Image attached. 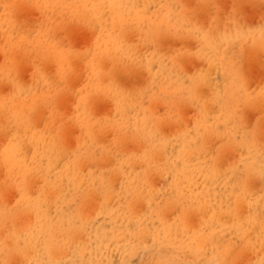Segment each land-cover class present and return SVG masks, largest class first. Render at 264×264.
Returning a JSON list of instances; mask_svg holds the SVG:
<instances>
[{
  "label": "rangeland",
  "instance_id": "obj_1",
  "mask_svg": "<svg viewBox=\"0 0 264 264\" xmlns=\"http://www.w3.org/2000/svg\"><path fill=\"white\" fill-rule=\"evenodd\" d=\"M207 1H209V0H207ZM157 2H158V0H152L145 7V9L142 10V13L139 11V9L142 7L141 1H137L136 4L134 3V10L136 9L137 11H139L141 13V16H139L138 20H140L142 22V27L147 32L149 31V28L147 27V25L149 23H154L155 20L158 19L162 15V12L160 11L162 4H157ZM218 5H217V8H218L219 16H221V14L222 15L224 14L223 17L221 16L222 20H224L223 18L230 11V9L231 10L235 9L234 11H232V13L235 15V18L236 17L240 18V19L238 18L239 21H241V23H239L240 25L242 23H244V25L242 24L243 28L246 27L245 24L249 28H253V29H257L259 27V29L257 30L258 31L257 33L264 35V28H263V30H260L261 29L260 26L262 24L261 22H263L262 20L264 19V4L262 2H260L258 0H219ZM20 9H22V11L21 12L19 11L20 13H17V16H18V14L19 15L23 14V16L20 15L21 19L25 18V17H26V21H27V19H29V18L30 19H29V23H28V21L26 22L25 19L20 20V18L17 17V18H19L18 20L26 22L27 24H35V25H31L30 35H31V37H36L37 36V23H38V21H36V20H40L41 13L38 10H36L35 8H34V10H32V8H30V6H27L24 8L21 7ZM176 13H177L176 15L178 17L179 10L176 11ZM134 14H135V11L130 14L132 19L134 18ZM230 14H231V12H230ZM179 15H181V14H179ZM228 15L229 14H227V16ZM199 18L201 19L202 22L206 23L207 22V11H204L200 15ZM173 23L178 25V27L180 26L181 28L177 29V30L174 28L171 29L170 33H169L170 35H167L168 37L166 36L167 40L161 38V40H163V41H161V40L160 41L162 43H164V45L162 43H161L162 45L159 44V41H158L156 47H154L151 43H145L139 47V49H143V50L139 51V54L142 53V55L140 54L142 56V59L150 57L156 50L154 48H157V50H158V48H162L165 50V47L169 46V45H170V47H169L170 49H171V47H173L174 49L179 50L180 47H182V45L179 46V44H184L183 45L184 47H186V45H187L188 51H189V48H191V50H195V48L197 46L194 45V42L191 41V39L187 40L188 39L187 36H189V34L192 31V30H190V27L193 28L191 26V24L188 22L189 27H187V26H183V25H187V22H185L186 24L184 23L183 25H182L183 22L181 23L180 21H179V24H177L174 21H173ZM263 26L264 25L262 24V27ZM248 27L245 28V29H247V31H248ZM253 29H249V30H253ZM63 31L61 29L57 30L56 35H57V38L59 40L58 39L56 40L54 37L51 41L50 40L48 41L49 45L51 42H59L60 41L62 43V41L65 40V43H63L64 46L62 44L61 45L66 49H71L72 51H77V52H81L82 50H85L86 45L87 46L89 45V43L92 41V38H93L92 36L96 33L91 28H88V26L86 24L78 25L76 27V32H75V28H72L71 31L69 29L68 30L63 29ZM73 31L75 33H73ZM183 32L184 33L186 32V33L184 34ZM254 32H256V31H254ZM257 33H256V35H255V33H251V32H250V34L249 33L248 34L249 35L254 34V36H257L258 35ZM64 34L66 36L63 37L62 35H64ZM131 35H133V38H131V39H133L132 41H133V43H135L136 42L135 40L138 39V35L136 34V31L132 32ZM252 35H251V37H252ZM89 36L91 37V40L88 43L87 39L89 38ZM170 36L173 37V39H174V37L179 38V40L175 38V40L176 41L178 40V42H175V40H173V39L171 40ZM65 37L71 41V43H72L71 47L72 48L70 47L71 43L69 42V40H66ZM169 38H170V40H169ZM131 39H130V41H131ZM183 39H185V40H183ZM66 41H67V43H66ZM189 41H191V43ZM0 42H1V38H0ZM230 42H232V43H230V45L225 44V46L226 45L228 46L226 54L228 55V57L235 59V61L237 62V64H236L237 67H239V68L244 67L243 69L246 70V76L248 77L247 79L249 80L248 87L251 88V90L255 89V87L253 86V85H255V83L257 85H259L262 82H264L263 81L264 80V67L261 65L264 63V59H263L264 54H262V53H257V55L255 54L253 60H251L253 57V55H251L252 57H250L249 61L246 62L241 55L242 51H241L240 43L238 41H234V42L230 41ZM85 43H86L85 48L83 47V49H82L81 46H84ZM75 44H76V46H73ZM148 44H149V47H148ZM158 44L161 46L159 47ZM178 46H179V48H177ZM193 46H195L194 49H193ZM225 46H223V50H225L224 49ZM74 47L77 49H75ZM79 47L81 48V50H79L80 49ZM143 47H145V49ZM184 47H182L180 50H182ZM87 49H88V47H87ZM150 49H152V50H150ZM162 49H160V52L164 51ZM168 49L166 50L169 53L167 55H171V53H170L171 51H170V49L168 51ZM184 49H186V48H184ZM166 51H165V54H166ZM145 52H146V54H145ZM172 53H176V51L175 52L172 51ZM252 53H255V52H252ZM162 54H163V52H162ZM167 55L165 56V58L167 57ZM190 55H193V54H190ZM239 56H240V58H239ZM255 56L256 57L260 56V57L255 58ZM1 57H2V54L0 56V64L2 63ZM189 59H191V61L186 59L183 62H181V64L177 65L179 73L182 71L183 74L186 72V73H188V75H191V77H189L186 74H184V75H186L185 77H184V75L182 76V74L180 75L185 87L188 86L189 80L194 75V74L192 75L191 73H196V71H198V69L200 67H202L201 66L202 62L199 61L197 58L191 56ZM194 59H196V60L194 61ZM260 59H262V60H260ZM77 63H79L80 66L82 65V62H77ZM24 64L26 65L27 63H24ZM154 64H155V67H154ZM76 65L79 66L78 64H76ZM76 65H75V67H76ZM180 65L184 66L183 67L184 70H182L183 68L181 69ZM24 67L26 68V66H24ZM139 67H140V65H138V66L136 65L134 67L131 66L130 68H128L126 70V71H128L126 73V75L125 74L120 75L119 81H118L119 83H121V85H123L122 88L124 90L126 89L125 91H127V92L131 91L130 89H128V87H133V85H134L135 89L134 88H131V89L132 90L134 89V91L138 89L137 91H141L143 94V96H142L143 102H141V100H140V102H138V106L136 107V109L132 110L131 111L132 113L129 114L128 131H127V134L124 138L117 140L116 136L111 135V134L115 135V132H114V130H112L113 128L111 126L110 127L106 126L103 129V128H100L101 125L98 124V121L102 120V119H99L102 117V115H103L102 118H105L107 116L109 118L108 120H111V121L118 120V119H113L115 116L114 110L111 109L112 107L114 109V106H112L113 102L107 98L106 99L105 98H99L100 103L99 102H93L92 103V106L93 107L95 106V110H93L94 108L92 109V106H91L90 116H91V118H93V120L91 119V121H92L91 122L92 123L91 129L93 131L95 129L97 130V131L95 130L96 132H94V134L97 135V142L92 144L89 152L86 155H83V158H85L84 159L85 165L88 166V163H89V166L86 167V169H84L85 167L83 166V169H80L79 175H77L78 179L82 182L81 183L82 187L76 185L75 184L76 181L73 180L74 179L73 176L76 175L77 173H73V174L67 173V172L62 173L63 172L62 167L69 161V159L72 155L76 154L75 152L77 151V148H78L77 140H79V136H81V135L83 136L85 130H82L83 128H81L78 125H74V124H66L67 126L65 125L63 127V130L65 131L64 132L62 130V145L65 143L63 146L64 149H65V145L67 146L69 144L68 147H70V145L72 147L74 145L73 143H75L76 146L74 145L75 146L74 148H76V149H74V151L72 150L73 151V153H72L71 149H67V147H66L65 150H66L67 154L64 155L60 159V161L56 165L55 169L52 170V172L48 174V179L50 180V182L54 181V179L56 177H59V175L61 173L65 178L63 180H59L56 184H54V187L52 188L53 190L50 191L49 193H47V197H46L45 202L40 205V210H41V213H42L45 221L50 222V219H52V220L54 219V220H57V222H59V224H57L54 229H48V232L52 234L54 231H56L57 228L59 229L60 232H59V234H57V237L59 238L60 242L63 244L62 248L55 247L56 244L54 242L52 247H51V251L49 249V251H50V253H49V251L45 249V243L40 244L41 242H44L43 239L40 238L38 243H37L38 245L37 244L35 245V248H36V249L34 248L35 251L31 250L32 253L28 252V254H25V256H24L23 254L18 253V251H19L20 247H22V246L25 247L26 242H27V234H25L24 231H22V232L20 231L22 234L20 236H18V239L21 238V240L17 239L18 245L16 246V248L14 245H11L12 243H10V242H8L10 244H6L7 246H5V249H4L5 254L4 255L7 256V257H5V260L7 259V261H5V264H264V181H263L264 177L262 178V174H261L264 172V158H263L264 155H262L260 153L263 156L262 157L260 154H258L263 159L258 158V156H256L257 158H255L253 156L252 158H250L248 160L247 158H249L251 155L247 154V152L244 151V148H240L236 145L232 146L233 144H240V142L242 141L244 136L251 134V132H253V131H259L260 134H258V133L257 134L260 135L259 136L260 138H257L256 140L259 139L258 142H260V146L261 145L263 146V144H264V119H262V120L258 119L261 121V122L259 121L260 122V125H259L260 128L258 126H255L256 123L254 122L257 120L259 115L262 113L260 112V114H258L259 113L258 111L255 112V110L251 109V108H249V109L254 110L253 112L251 110L248 111V110L244 109L246 111H244L242 113L243 107L239 108L238 112H237L238 117H241L240 119L243 120L242 117L244 116V121H242L243 124H242V122H241V124H242V126H244V128L246 130H243V128L240 126L241 125L240 123L236 127V123L238 121L240 122L239 118L233 119L230 123H228V122L223 121L224 119H217L218 113H216L215 111L209 112L210 115H211V113H213V115H211L213 117H210L209 114L206 116L205 126L206 127L212 126L213 128L215 126H218L220 131H217L218 135L208 136V141H209L208 142L209 145H208L207 140L205 141V139H207V138L204 139V137H203L205 135V130H204L203 125L202 126L201 125L196 126L195 124H193L194 127H190V128L191 129L195 128V127H197V128H195L194 130L192 129L191 131H189L190 128H189V130L187 128L188 126H192V125H190L191 122L195 123V120H196L195 118L197 116V114H195V113L198 112V109L196 108L195 104H190L189 102L185 101L187 99L185 92H183L181 94H177V95L174 94L173 90L170 89L171 87L169 88V85H167L169 82L166 78L167 75H164V74L160 75V73H158L157 63H153V66H152V73L155 75V79L156 78L157 79L154 81H151L150 84L148 83L149 82L148 74H145L146 71L143 68H139ZM25 68H24V70L21 69L22 71L20 72V75H18L15 78V81L16 82L19 81L23 87L20 91H18V92L15 91L13 84H11V82L0 83V95L3 96L2 98H5V97L9 98V100H7V101H10L9 102L10 105L11 104H18L19 102H23V101H26L29 103V101L31 99H34V98L42 95L41 94L42 90L39 87L34 88L35 86H30V83L32 80L31 72H30L31 68L28 67V69L30 68L29 71L27 68L26 69ZM45 69H46L45 71H47L46 74L49 75V77H51V75H52V78H53L54 77L53 76L54 69L51 66L50 59L47 61V65H46ZM141 69H143L144 71L143 70L141 71ZM194 69H195V71L193 72ZM83 73L84 72L80 69V71L78 70V75L75 78L73 76V80H76L77 78L79 79V77L82 76L81 80L77 79V81H72V83H71L74 86H76V89L74 86H73L74 88L71 86L72 93L74 92L72 95L73 97L76 95L78 90H80L82 88V85L79 83L83 84V81L86 78V73L85 74H83ZM129 74H131V76L132 75L134 76V81H133V77L129 78V79L127 78L128 77L127 75H129ZM83 75H85L84 78H83ZM131 76L129 75V77H131ZM131 79H132V81H131ZM256 80H259V82ZM173 81H174V79H173ZM74 82H76L77 84H74ZM123 82H126V83H123ZM221 83H222V85H224L225 83L227 84L226 80H224V79H223V81L220 82V84ZM78 84H79V86H77ZM124 84L126 85V87ZM148 85H149V87H148ZM257 85H255V86H257ZM252 86H253V88H252ZM73 97H71V96L67 97L65 94H63L59 97V100L61 101L60 105L63 106V107L60 106L61 109H59V111H60L61 115L63 114L62 115L63 118H65V117L68 118V114H67L68 111L74 108L73 103L75 102V98H73ZM69 98H71V101ZM154 98H161V99L165 98L169 101L176 102L179 107L174 106L175 109H172V111L174 112V116L175 115H177V116H175L174 118H172L170 120L162 119V117L165 115L163 112L165 111V113H166V110L168 109V105L164 104V101L154 103V101H152ZM103 99H105V100H103ZM67 100H69V101H67ZM145 101H146V103H145ZM182 102H186V103L180 105L179 103H182ZM143 103H145L146 105ZM151 103L155 104V107H157V108L152 107L153 105H151ZM71 104H72V106H71ZM156 104H160V105H158L159 108H158V106H156ZM149 106H150V108H149ZM160 106H163V107L166 106L165 107L166 109L163 110ZM181 106L183 108L185 107V111H182L183 108ZM153 108L156 109L155 112L153 111L154 114L158 115V116H155L152 113V111L150 110ZM176 108H179V109H176ZM194 108H196L197 110ZM62 109H64L63 112H62ZM107 109H109V111H113L112 116L108 115ZM158 109L164 115H162ZM42 110L43 109H41L39 107V109L36 110V114H39L40 116L37 119H33V124H35L36 127L38 126V129H43L45 122H46L45 112L43 114ZM177 110H179V111H177ZM218 110H219V108H218ZM93 111L94 112L97 111V113L96 112L94 113ZM156 111H158V113L161 115L157 114ZM180 111H181V113H179ZM144 112H147L148 115H150L152 118L153 117L158 118V120L155 119L156 121H158V123L159 122H161V124L163 123L162 125L160 123L158 124L157 130H158L159 135H158V138H156V140H157V142L165 141L164 147L161 151H163V152L165 151L163 158L168 159V161H169L168 164H167V162H168L167 159L166 160H164V159L159 160L162 157L161 158L157 157L163 153L158 154V155L156 153L152 154L151 159L155 156L154 158L157 157V160L156 159H154V160L150 159V162H149L150 164H149L148 169H147L146 164H143V162L140 160L143 157V155L148 151V148H147L148 145L146 144L147 145L146 146L145 141L142 139V137H139L136 134L135 127H134V120ZM93 113H94V115H93ZM104 113H106V114H104ZM215 113H216V115H215ZM180 114L183 115V118H182V116L180 117ZM98 115L101 117H99ZM42 117H43V120L45 122L42 121ZM192 117L193 118L195 117L193 121L191 119ZM179 118L184 122L186 121L185 124L181 120H177ZM210 118H211V120H210ZM254 118H255V120H254ZM59 120L60 119H57V122H59ZM65 120L66 119H63L62 122H64ZM165 122H167L168 124ZM182 123H183V127L180 126V125H182ZM164 124H166V125H164ZM55 125L56 126H54V127L57 129L59 124L57 123ZM159 125H161V126H159ZM178 125H179L180 129H181V127L182 128L186 127L185 129H187L189 133L186 132V134H185L184 131H187V130H183V129H181L182 130V132H181L179 130ZM40 126H41V128H39ZM241 128H242V130H241ZM79 130H81V131H79ZM159 130L160 131L162 130L161 134H160ZM177 130L180 132V134H184V135H180L178 133V136H182V137L178 138V136L176 134ZM250 130H251V132H250ZM230 131H232V132H230ZM239 131H240V134H239ZM110 132H111V134H110ZM79 133L80 134L82 133V134L79 135ZM104 133L105 134L108 133V135H111L112 137L111 136H109V137L105 136ZM164 133L170 139L167 136H163ZM219 133H221L220 136H219ZM98 135H100L102 140H103V136H105L106 139L104 138L103 141L107 140V142L104 144L103 141H100L101 139H99ZM223 136H225V137H223ZM64 137H66V139L68 141L66 139H64ZM164 137H167L168 139L164 138ZM0 138H2V137H0ZM74 138H76L75 142L73 141ZM108 138H110L112 140H110ZM202 138L204 140H202ZM225 139H228L229 141H227V140L225 141ZM123 140L129 141V142L124 141V142H126V143H124ZM131 140H134V141H131ZM136 140H140V142L143 143L141 146H145V149H144V147L143 148L140 147L141 143L139 141H138L139 142L138 143ZM169 140H172V141H170V143L168 144ZM108 141H110V142H108ZM119 141L120 142L122 141L123 143L122 142L119 143ZM3 142L4 141H2V143ZM66 142H68V143L66 144ZM130 142H132V143H130ZM134 142L135 143L137 142V144H135ZM2 143L0 142V150H1V147L3 145ZM121 144H123V146L126 145V147H127V145H130L127 148L132 149L133 151L130 152L129 149L126 150L125 149L126 147L121 146ZM203 144L204 145L206 144L207 147H204ZM112 145H113V147H112ZM133 145L134 146L138 145L136 147L140 148L142 150L141 151L136 150V147H133ZM183 145H185V146H183ZM103 147H104V149L106 148L107 153H105V154H107V156H105V154L102 153ZM110 147H112V150H116V149L117 150L112 151V150H110L111 149ZM200 147H203V149L205 148V150L200 152V153L204 152V154H202L203 156L201 157V156H199L200 153L195 152L197 154V156H195V154H194L195 158L197 159L196 160L194 157H192L193 153H191L190 151H194V149H197ZM260 148H262V147H260ZM242 150L245 152V154H243ZM83 151H84V149H82V152ZM122 151H123V153H122ZM124 151L125 152L128 151V155H127V152L125 153ZM135 151H136V153H135ZM137 151L140 153H137ZM184 152H186L185 154H187L189 156V158H187L185 161V165H188L187 167H185V165H182L183 162L181 161V158H180V156ZM206 152H208L210 155L208 156ZM214 153H215V156L217 155L216 157L213 155ZM135 154H137V155H135ZM117 155H118V157L116 158ZM205 155H206V157H205ZM198 157H201L202 159H198ZM213 157H215V158H213ZM127 158H135L136 162L133 165H127L126 164L127 166H125L121 170H119L118 166L120 164H118V163L122 162L124 159H127ZM190 158H191V161L193 159L194 162H190ZM216 158L219 159L218 161H220L219 162L220 164L218 163ZM111 159H113V160H111ZM212 159H214L216 161L213 160L214 161V163H213V162H211ZM61 160H62V162H61ZM155 160H156L157 164L159 162L158 165L156 164V162H152ZM176 160H178V161H176ZM188 160L190 163L187 162ZM207 160H209V162ZM111 161H112V164L114 163L113 165L110 164ZM163 162L164 163L166 162V163L164 164ZM216 162L218 163L217 165L219 167L216 166ZM84 163H83V165H84ZM116 163L118 165H116ZM162 163L164 165H162ZM202 163H204V164H202ZM137 164H140V165L143 164V166H140V165L137 166ZM196 164H198V165L195 166ZM144 165H145V167H144ZM156 165H157V167H156ZM165 165H167L168 167H165ZM169 165H170V167H169ZM213 165H215V166H213ZM251 165L256 166V170H258L257 171L258 174L250 173V175L247 174L248 175L247 176V175H245L247 173L246 168H248ZM135 166H137L138 169L135 168ZM212 166L220 168L219 170L222 171L221 176L218 175L221 172H219V171H218L219 173H217V171L215 172L213 170ZM242 167H243V169H242ZM165 168H169V169H165ZM197 168H199V169H197ZM176 170H177V172H176ZM197 170H198V174L195 175ZM215 170H216V168H215ZM145 171H148V172H145ZM184 171L186 172V174ZM229 171L231 173H229ZM214 172L217 173L216 176L218 175V177H217L218 179L221 178L220 180H218L216 178V180H217L216 182H215V180L213 181V179H215ZM243 172H245V173L243 174ZM156 173H158V174H156ZM167 173H168V175H167ZM179 173H180V175H179ZM182 173H184V174L182 175ZM201 173L203 176L201 177V179L200 178L197 179ZM259 174H261V176ZM117 175H120L121 177L120 176L117 177ZM257 175H259L258 180L255 179ZM175 176H176V179H175ZM193 176H195L196 178L193 179ZM205 176H207L208 179H209V177H211L210 179H212V181H210V184L212 182L214 183V184L213 183L211 184L212 187L210 184L207 186V184H208L207 181L203 182L204 180H202V179H204ZM219 176H220V178H219ZM222 176L225 177V179L222 180V178H223ZM37 177L39 179H37ZM189 177H190V180H189ZM0 178H2V179H0V181H2L4 179V174L2 172H0ZM35 179H37L36 181L41 182V184H39L38 182L36 183L37 184L36 188H38V191L35 188V184H34L36 182V181L34 182ZM84 179H85V181H83ZM250 179H251V182H250ZM183 180L186 181V183ZM221 180L223 182L220 183ZM181 181L184 183V185L182 184ZM194 181L195 182L197 181V182L194 183ZM178 182L180 183L179 185H177ZM204 183H205L206 187H204L205 186ZM246 183H247V185H249L248 189L246 188L247 187ZM29 184H32V186L34 187V189H32V192L29 190V187H30V189L33 187H31ZM191 184L193 187L189 186ZM62 185H63V187L59 190V187H61ZM180 185H182V186H180ZM213 185H216V186L219 185V186L214 187ZM28 186L29 187H28L27 193H29V197L31 195L32 198H34L41 191V188L43 186V180L40 177V175L34 174L33 177H31V179L28 181ZM183 186L186 187V191L190 188H192V189L190 191L188 190L187 192H185L184 191L185 189L184 190L182 189ZM209 186L212 190L209 189ZM139 187L141 189H138ZM179 187H180V189H179ZM195 187H196V189H193ZM203 187H204V189L202 191L201 188H203ZM83 189H85V190H83ZM244 189H246L245 192L247 191L245 196L243 195ZM176 190H177V192H176ZM208 190L210 192H208ZM13 191H15V192H13ZM240 191L243 193L241 194ZM30 192L31 193L35 192L36 195L34 193L31 194ZM183 192H184V195L182 196ZM16 193H17V195H16ZM97 193H98V196H97ZM191 193H192V195H191ZM204 193L207 196H205ZM7 194H8V196H7ZM19 194H20L19 188H13V189L7 188L4 192L5 197L0 199V207L2 209L10 210L14 206L16 208L21 209L20 211L22 212V214H21L22 216L20 215V216L16 217L15 218L16 220L14 223H12V225L9 224L8 226H4V228H6V229L7 228L11 229V226H13V225H14L13 227H16V229H20L19 226L21 228H23L27 225L29 226L30 224H28V223H30V222L32 223L34 221L33 215L29 212V210L26 208H25L26 210L22 208V206L20 204V200H19ZM186 195H188V198ZM215 196H217V197H215ZM235 196L236 197L240 196V197H242V199L236 200ZM218 197H221V198H218ZM100 198H101V200H100ZM4 199H6V200L3 202ZM214 199H216V200H214ZM223 199H224V202H223ZM228 199H230V200H228ZM234 199L236 200L235 201L236 203H234ZM7 200L9 202H7ZM99 200L101 201L100 204H98ZM11 201H13V203ZM208 201H209V205L211 203H215L216 201H218V206H217V204H215V205L211 204L213 206V208H211L212 210L215 207L217 208V209L215 208L213 210L214 212L207 207ZM193 202L195 203V205L193 204ZM7 203L8 204L10 203L8 205L9 207L7 206ZM200 203H201V205L207 204L206 208H208L210 211H206V214L209 212V215H208L209 218H210V212L211 211H212V213H216L215 210L220 212V210L222 209V211L224 210L225 213L227 212V214H228V211L231 208L233 210H236L238 216L235 215V213H234L232 216L228 214L227 216L222 217L223 215L221 214V216L219 217L221 219H218L217 217H215V218L220 220L219 222H221V220L224 219V220H226V223H225V221H223L221 223V225H223V223H224V225L218 226L220 224L217 223L218 222L217 219H214V220H215V222L217 221L216 223L218 225L215 224L213 220H211V222L213 221L214 224L210 223L207 216L201 217L202 213L205 214V211L204 212H202V211L205 210L206 208L203 209V207H201ZM103 204H104L105 208L103 207ZM177 204H178V206H177ZM220 204H221L220 207H222V205H223L224 209H223V207L219 208ZM106 205L108 207H106ZM98 206L100 208H98ZM234 206L236 209L233 208ZM101 207L103 209H101ZM189 207H190V209H188ZM199 207H201L203 209L202 210L200 208L202 213L198 212ZM208 209H206V210H208ZM226 210H228V211H226ZM188 211H189V213L187 214ZM181 213L182 214L186 213L185 216L183 215L184 218H183ZM212 213H211V215H212ZM216 214H218V213H216ZM234 216H237L238 218L237 217L236 218L238 220ZM246 216L249 217V219ZM204 217L207 220L204 219V221H203L202 218H204ZM230 217H234V221H235V219L237 220V221H235L236 224H233V222H234L233 218H230ZM245 217H246V219H244ZM173 219H177L174 227H173V225H171L172 224L171 222L174 221ZM185 219H187V220H185ZM20 221H22V222H20ZM177 221H180L181 226H183V227H181V231L178 228L175 229L176 226H178V227L180 226V223ZM25 222H26V224H24ZM162 222L165 224L167 223V224L166 225L162 224ZM204 222H206V223H204ZM16 223H18V224H16ZM169 223H171L170 224L171 226L169 225ZM177 223H179V225H177ZM247 224H249V227ZM48 227H50V225H48ZM161 227L162 228L165 227V229L162 230ZM252 227H254V228L251 229ZM4 228L2 230L3 232L1 231L0 234L6 233L5 241H7L6 239L9 237V236L7 237V235H8V232L10 230L9 229L6 230ZM173 228H174V230H172ZM34 229L35 228H32L30 231V232H33L32 234L39 232V226L36 228L35 231H34ZM254 229H256V230H254ZM21 230H23V229H21ZM252 231H253V233H251ZM249 232L252 235H245L247 238L244 239L245 238L244 233L250 234ZM256 232H258V233H256ZM197 237H199V238H197ZM248 237H249V239H248ZM2 238H3V235H2ZM253 240H254L255 245H257L256 241L257 240L259 241L258 246H255V245L253 246V244H254V243H252ZM22 242L25 244L22 245ZM203 242L204 243L207 242L206 246L204 245V247H202ZM248 244H249V246H251L250 249L248 248V246H247V249L244 246V245H248ZM256 247H257V249H256ZM90 248L93 251L90 252L88 250ZM260 248H262V249L260 250ZM94 249H96V250H94ZM130 249H132V250L130 251ZM232 249H233V252H231ZM240 250L241 251L243 250V251L241 252ZM248 250H250V251H248ZM46 251H48V252H46ZM14 252H15V254H13ZM86 252H87V254H88V252L90 254L92 253L91 256H89L90 254L85 255L86 257H88V256L90 257L88 259L86 257H81ZM228 252L230 254V257L228 255ZM221 254H222V256L225 255L226 257L225 258L221 257ZM237 255H240V256H238L236 258ZM82 258H83V260H81ZM84 258H86V259H84ZM0 263H1V261H0Z\"/></svg>",
  "mask_w": 264,
  "mask_h": 264
},
{
  "label": "bare ground",
  "instance_id": "obj_2",
  "mask_svg": "<svg viewBox=\"0 0 264 264\" xmlns=\"http://www.w3.org/2000/svg\"><path fill=\"white\" fill-rule=\"evenodd\" d=\"M137 1H141L142 7L139 9V11L142 13V10L145 9V7L152 0H0V38H1L0 53L2 54V57H1L2 63L0 64V83L11 82V84H13L15 91H17V92L20 91L23 87L19 81H17V82L15 81V78L18 75H20V72L22 71L21 69L24 70V68H25L24 66H26L27 69H28V67L31 68L30 72H31L32 80H31L30 86H35L34 88L39 87L42 90L41 91L42 95L39 97H36L34 99H31L29 101V103L26 101H23V102H19L18 104H11L10 105L9 104L10 101H7V100H9V98H7V97L2 98L3 96L0 95V137L3 138V139L0 138V140H1L0 142L2 143V141H4L2 143L3 145H2L1 150H0V172H2L4 174V179L2 181H0V199L5 197L4 192L7 188H10V189L11 188L12 189L13 188H19V190H20V194H19L20 204H21L23 209L26 208L29 210V212L33 215V219H34V221L32 223L31 222L28 223V224H30L29 226L27 225L23 228H21L19 226L20 229H16V227H13L14 226L13 225V226H11V229H9V228L6 229V228H4V226H8L9 224L12 225V223H14L16 220L15 218L20 216L22 214V212L20 211L21 209L16 208L14 206L10 210L2 209L0 207V232L3 230V228L6 230H8V229L10 230L8 232V235H7V237L8 236L9 237L8 238L6 237L7 241H5L6 233L0 234V261H1L0 264H5V261H7V259L5 260V257H7V256L4 255L5 254L4 249H5V246H7L6 244L12 243L11 245H14L16 248V246L18 245L17 244L18 236H20L22 234L21 233L22 231H24V233L27 234V242H26L25 247L24 246L20 247L18 253H21L24 256H25V254H28V252H31V250H34L35 245L38 243L40 238L43 239V241H44V242H41L40 244L45 243V249L48 251H49V249L51 251V247H52L54 242L56 244L55 247L62 248L63 244L60 242L59 238L57 237V234H59V232H60L59 229L57 228L56 231H54L52 234L48 232V229H54L55 226L57 224H59V222H57V220H54V219L53 220L50 219V222L45 221V219L41 213V210H40V205L45 202L46 197H47V193H49L50 191L53 190L52 188L54 187V184H56L59 180H63L65 178L62 175V173H65V172L71 173V174L77 173L76 175L73 176V178H74L73 180L76 181V183H75L76 185L81 186L82 182L78 179L77 175H79V171H80V169H83V166L85 167L84 169H86V167L89 166V163H88V166L85 165V163H84L85 158H83V155H86L89 152L92 144L97 142V135L94 134V132H96L97 130L95 129L96 131L95 130L93 131L91 129V127H92L91 126V124H92L91 119L93 120V118H91V116H90V110H91V106H92L93 102H99V98H105V99L107 98L113 102L112 106H114V109H113V107L111 108L112 110H114V114H115L113 119H118V120L111 121V120H108L109 118L107 116L105 118H102L103 115H102V117L98 115L99 117H101L99 119H102V120L98 121V124H100L101 125L100 128H103V129L106 126H108V127L111 126L113 128L112 130H114V132H115V135L111 134V132H110V134L112 136H116L117 140L122 139L126 136L127 131H128L129 114L132 113L131 112L132 110L136 109V107L138 106V102H140V100H141V102H143L142 101V96H143L142 92L137 91L138 89L134 91L135 87L133 84H132L133 87H128V89H130L131 91L127 92V91H125L126 89L124 90L122 88L123 85H121V83L118 82L120 75L121 74L126 75V73L128 72L126 70L128 68H130L131 66L134 67L136 65L137 66L140 65L139 68H143L147 72V73L145 72V74H148V79H149L148 83L150 84L151 81H154L157 79V78L155 79V75L152 73L153 63H157L158 73H160V75H163V74L167 75L166 78L169 81L167 85H169V88L171 87L170 89L173 90L174 94L177 95V94H181V93L185 92V95L187 96V99L185 101L189 102L190 104L196 105L198 112L195 113V114H197V116L195 115L196 118L194 117L196 119L195 123L190 121L192 123V124L190 123V125H192V126H188L187 128L189 130L190 127H194L193 124H195L196 126L197 125H201V126L203 125L204 130H205V135L203 134L204 135L203 137H204V139L207 138V139H205V141L207 140L208 145H209L208 136L218 135L217 131H220L218 126H215L214 128L212 126H207V127L205 126V124H206L205 119H206V116L209 114V112L215 111L216 113H218L217 119H224L223 121L230 123L233 119H238V118L240 119L241 118V117H238L237 112H238L239 108L243 107L242 113L246 110L250 111L251 109H254L255 112L256 111L259 112L258 114H260V112L262 113L259 115L257 120L258 119H261V120L264 119V82H262L259 85H257L255 83V85H257V86L253 85L255 87V89L251 90V88L248 87L249 80L247 79L248 77L246 76V70L243 69L244 67L243 68L237 67V65H236L237 62L235 61V59L228 57V55L226 54V51L228 48L227 45H230V43H232L230 41H233V42L238 41L240 43L241 51H242L241 55L246 62L249 61L250 57H252L251 55H253V57L251 59V60H253L255 54L256 55H257V53L264 54V35L257 33L258 32L257 30L259 29V27L257 29H253V28H249L245 24L246 27L243 28L244 23H242L243 25L241 24L242 25L241 26L239 24V23H241V21H239L240 18L239 17H238L239 19L237 17L235 18V15L232 13V11H234L235 9H232V10L230 9V11L227 13L229 15L227 16V14H226L225 17L223 18L224 20H222L221 16L223 17L224 14L223 15L221 14V16H219L218 8H217L219 0H209V1H207V0H158L157 4H162L161 10H160L162 12V15L158 19H156L154 23H149L147 25V27L149 28V31L147 32L143 29L142 22L140 20H138L139 16H141V13L139 11H137L136 9L134 10V3L136 4ZM258 1H260L264 4V0H258ZM27 6H30V8H32V10H34V8H35L36 10H38L41 13L40 20H36V21H38V23H37V36L36 37H31V35H30L31 25H35V24H27L26 23L27 21L29 23L30 18L27 19V21H26V17L24 16L25 18H22V19H25L26 22H23V21H20V20H22L21 16H23V14L22 15L20 14L21 16L18 14V16H17V13H20L22 11V9H20V8L21 7L24 8ZM133 10L135 11V14H134V18L132 19L130 14L134 12ZM178 10H179V13H178V17H177L176 11H178ZM204 11H207V22L206 23L202 22L201 19L199 18L200 15ZM230 12H231V14H230ZM179 14H181V15H179ZM17 17H19L20 20H18L19 18H17ZM173 21L176 22L177 24H179V21L181 23L183 22L182 25L185 22H187V25H183V26H187V27H189L188 22L191 24V26L193 28L190 27V30H192V31L189 34V36H187L188 37L187 40L191 39V41L194 42V45L197 46L196 47L197 49L195 48V50H191V48H189V51H188L187 45H186V47H184L183 46L184 44H179V46L182 45V47H184L186 49L183 48L182 50H180L182 48V47H180L179 50H176L173 47H171V49L173 48L171 50L169 48L170 47V45H169L166 47L164 46L165 50L162 48H158V50H157V48H154L156 50L150 57L142 59V56H141L142 53H140L141 55L139 54V51L143 50V49H139V47L141 45H143L145 43H151L154 47H156L158 41H159V44L162 43L161 41H163V40H161V38L167 40V37H168L167 35H170L169 33H170L171 29L174 28L177 30V29L181 28L180 26L178 27V25L173 23ZM262 21L263 22H261V23L264 25V19ZM82 24H86L88 26V28H91L93 31L96 32L92 36L93 38H92V41L90 43H89V41L91 40V37L89 36L90 39L89 38H88L89 40L87 39V42L89 43L88 46L86 45V43L84 44V46H81L83 49V47L85 48V45H86L85 50H82L81 52H77V51H72L71 49H66L63 47L64 46L63 43H65V40L62 41L61 39L60 40L62 41V43L60 41L59 42H51L49 45V43H48L49 40L51 41L54 37L56 40L58 39L57 35H56L57 30L61 29L63 31V29L64 30L69 29L71 31L72 28H75V32H76V27L78 25H82ZM262 24L260 26L261 27L260 30H263V28H264V26L262 27ZM247 27H248V31H247V29H245ZM249 29H253V30H249ZM135 31H136V34L138 35V39L135 40L136 41L135 43H133V41H132L133 39H131V38H133V35H131V34H132V32H135ZM254 31H256V32H254ZM75 32L73 31V33H75ZM247 32L249 34H250V32L255 33V35L257 33L258 35L254 36V34L253 35L251 34L252 35V37H251V35H249ZM62 36L64 37L66 35L64 34ZM175 38L176 37H174V39H173V37H171V40L172 39L175 40ZM65 39L69 40L66 37H65ZM130 39H131V41H130ZM176 39L179 40V38H176ZM169 40H170V38H169ZM178 40L177 41L175 40V42H178ZM183 40H185V39H183ZM191 41H189V42L191 43ZM69 42L71 43L70 40H69ZM66 43H67V41H66ZM162 44L164 45V43H162ZM225 44H227V45L225 46ZM161 45H159V47ZM71 46H72V43H71L70 47ZM73 46H76V44ZM179 46L177 48H179ZM195 46H193V49ZM223 46H225V48H224L225 50H223ZM87 47H88V49H87ZM148 47H149V44H148ZM143 48L145 49V47H143ZM166 48L170 49L171 55H167L169 53L166 51L167 50ZM75 49H77V48H75ZM160 49L164 50V51L161 50L163 52V54H162V52H160ZM169 49H168V51H169ZM79 50H81V48ZM150 50H152V49H150ZM174 50L176 51V53H172V51L175 52ZM165 51H166V54H165ZM250 52L251 53L255 52V53L251 54ZM1 54H0V56H1ZM145 54H146V52H145ZM190 54H193V55H190ZM166 55H167V57L165 58ZM191 56L195 57L199 61H201L202 67L199 66L200 68L199 67H198L199 69L197 68L198 71H196V73H191L192 75L193 74L194 75L189 80L188 86L185 87L180 75L181 74H182V76L184 74L188 75V73H186L185 71H184L185 72L184 74L182 71L179 73L177 65L181 64V62H183L186 59L191 61V59H189ZM259 57L255 56V58H259ZM239 58H240V56H239ZM49 59H50L51 66L53 67L54 73H55V74L53 73V76H54L53 78H52V75H51V77H49V75L46 74L47 71H45L46 70L45 67H46L47 61ZM263 59H264V57H263ZM195 60L196 59H194V61ZM260 60H262V59H260ZM77 62H82V65L80 66L79 63H77ZM24 63H27V64L25 65ZM76 64H78L79 66H77ZM75 65H76V67H75ZM261 65L264 67V63ZM154 67H155V64H154ZM183 67L184 66H181V69ZM29 69H28V71H29ZM77 69L79 71L81 69L84 72L83 74L86 73V78L83 81V84L79 83L82 85V88L80 90H78L76 95L73 97L72 95L74 92L72 93L71 86L73 87L74 85L71 83H72V81H77V79H78L77 78L76 80H73V76L75 78L78 75ZM143 69H141V71ZM182 70H184V68ZM194 71H195V69L193 70V72ZM129 75L131 76V74H129ZM129 75H127L128 76L127 78L129 79V78L133 77V81H134V76L132 75L131 77H129ZM186 75H184V77ZM84 76L85 75H83V78H84ZM188 76L191 77V75H188ZM81 78H82V76L79 77L80 80H81ZM172 78L174 79V81ZM223 79L226 80L227 84L226 83L224 85H222V83L220 84V82L223 81ZM259 80H256V81L259 82ZM131 81H132V79H131ZM123 83H126V82H123ZM74 84H77V83L74 82ZM79 84L77 86H79ZM253 86H252V88H253ZM74 87L76 89V86H74ZM125 87H126V85H125ZM148 87H149V85H148ZM131 88H134V89L132 90ZM63 94H65L67 97L71 96V97L75 98V102L73 103L74 108L73 109L70 108L71 110H69L67 113L68 118L67 117L63 118V116H62L63 114L61 115L60 111H59V109H61V107H63L60 105L61 101L59 100V97ZM69 99L71 101V98H69ZM105 99H103V100H105ZM67 101H69V100H67ZM152 101H154V103L164 101V104L168 105V109L166 110V113H165V111L163 112L165 115L162 114V112H160V110L158 109L159 112L162 115H164L162 117V119L170 120V119L174 118L175 116H177V115L174 116V112L172 111V109H175L174 106L175 107L178 106V104L176 102L169 101L165 98H162V99L161 98H154ZM145 103H146V101H145ZM145 103H143V104H145ZM185 103L186 102H182L179 104L182 105ZM151 105H153L152 107H155V104L151 103ZM158 105H160V104H156V106H158ZM71 106H72V104H71ZM163 106H160V107L163 110L166 109L165 108L166 106L165 107H163ZM39 107L41 109H43L42 110L43 114L45 112L46 122L43 120V117H42V121L45 122L43 129H38V126L36 127V125L33 124V119H37L40 116L39 114H36V110H38ZM149 108H150V106H149ZM155 108H157V107H155ZM155 108H153L154 110L150 109L153 114L156 110ZM158 108H159V106H158ZM196 108H194V109H196ZM218 108H219V110H218ZM249 108H251V109H249ZM92 109L95 110V106L94 107L92 106ZM176 109H179V108H176ZM244 109H246V110H244ZM63 110L64 109H62V112H63ZM107 110H108V115L112 116L113 111H109V109H107ZM254 110H251V111L253 112ZM177 111H179V110H177ZM182 111H185V107L182 109ZM95 112L97 113V111H95ZM156 112H157V114H159L158 111H156ZM94 113H93V115H94ZM179 113H181V111ZM216 113H215V115H216ZM104 114H106V113H104ZM161 114H159V115H161ZM211 115H213V113H211ZM211 115H210V117H213ZM155 116H158V115H155ZM181 116L183 118V115L180 114V117ZM194 118L193 117L191 118L192 121L194 120ZM242 118H243V120L240 119V122L238 121L236 123V127L239 125V123L241 124V122L244 121V116ZM255 118H254V120H255ZM57 119H60L59 122H57ZM63 119H66V120L64 122H62ZM155 119L158 120V118H156V117L152 118L150 115H148L147 112H144L134 120V127H135L136 134L139 137H142V139L145 141V145L146 144L148 145V146L146 145L148 148V151L140 159L143 162V164H146L147 169L149 167V164H150L149 162H150V159H151L153 153H156L157 155L163 153V154H161L162 156L159 155L160 157L159 156H157V157L158 158L162 157L159 160L164 159L163 155H164L165 151L163 152L161 150L164 147L165 141L157 142V140H156V138H158V135H159L157 127H158L159 123L161 124V122L158 123V121H156ZM177 120H181V119L179 118ZM210 120H211V118H210ZM257 120L254 121L256 123L255 126L259 127L261 121L260 120L257 121ZM182 122L185 124L186 121L185 122L182 121ZM57 123L59 124V126L56 129L54 126H56L55 124H57ZM165 123H167V122H165ZM183 123L180 126L183 127ZM66 124L78 125L81 128H83L82 130H85V132H84L83 136L81 135L82 133L81 134L79 133V135H81V136H79V140H77L78 148H77V151L75 152L76 154L72 155L70 157L69 161L62 167L63 172L59 175V177H56L54 179V181L50 182V180L48 179V174L51 173L52 170L55 169V167L58 164V162L60 161V159L64 155L67 154L66 150H65L66 147H67V149H71V151L72 150L74 151V149H76V148H74L76 145L73 142L72 143L75 145V146L74 145L72 146L73 148L71 147V145H70L71 148L68 147L69 146V144H68L67 146L65 145V149H64L63 146L65 143L62 145V130ZM242 124H243V122H242ZM242 124L240 126L243 128V130H246L244 128V126H242ZM161 125H159V126H161ZM164 125H166V124H164ZM178 127H179V125H178ZM182 127H181V129L187 130V129H185L186 127L185 128H182ZM39 128H41V126ZM195 128H197V127H195ZM195 128H192V129L194 130ZM242 128H241V130H242ZM181 129L179 127V130L182 132ZM192 129L190 128L189 131H191ZM188 130L184 131L185 134H186V132H188ZM79 131H81V130H79ZM159 132L161 134L162 130L161 131L159 130ZM230 132H232V131H230ZM250 132H251V130H250ZM178 133L180 134V132L177 130L176 131L177 136H178ZM257 133L260 134L259 131H253V132H251V134L245 135L244 138L242 139V141L240 142V144H233L232 145V146L236 145L240 148H244V151H246L247 154L251 155L249 158L246 157L248 160L250 158H252L253 156L255 158H257L256 156H258V158H262L263 157L262 155H264L263 154L264 153L263 152L264 151V144H263V146L262 145L260 146V142H258L259 139L256 140L257 138H260L259 137L260 135H258ZM106 134L104 133L105 136H108V137L111 136V135H108V133H106ZM239 134H240V131H239ZM180 135H184V134H180ZM220 135H221V133H219V136ZM98 136H99V139H101L100 141H103L105 138V136H103V140H102L100 135H98ZM163 136H167V135L164 133ZM225 136H223V137H225ZM167 137H164V138H167ZM179 137H182V136H178V138ZM64 139H66V137H64ZM75 139L76 138H74V140H73L74 142H75ZM108 139H110V138H108ZM204 139L202 138V140H204ZM110 140H112V139H110ZM172 140H169L168 144ZM226 140L229 141L228 139H225V141ZM124 141H126V140H123V142ZM131 141H134V140H131ZM136 141L140 142V140H136ZM106 142H107V140L103 141L104 144ZM108 142H110V141H108ZM121 142L119 141V143H121ZM126 142H129V141H126ZM126 142H124V143H126ZM137 142L136 143L134 142V143L137 144ZM67 143L68 142H66V144ZM130 143H132V142H130ZM140 143H141L140 147H142V148L144 147V149H145V146H141L143 143L142 142H140ZM121 146H123V144H121ZM128 146H130V145H127V147ZM136 146H138V145H135V146L133 145V147H136ZM183 146H185V145H183ZM259 146L262 148H260ZM112 147H113V145H112ZM112 147H110L111 148L110 150H112ZM123 147H126V145ZM127 147L125 148L126 150L129 149ZM204 147H207V145L205 144ZM82 149H84L83 152H82ZM116 150H112V151H116ZM136 150L141 151L142 149L136 147ZM203 150H205V148L203 149V147H200V148L194 149V151H190V152L193 153L192 157L195 158V156H197V154L195 152L200 153ZM73 151H72V153H73ZM129 151L131 152L133 150L129 149ZM244 151H243V154H245ZM126 152L128 155V151H126ZM208 152H206V153L209 156L210 154ZM102 153L103 154L107 153L106 148L104 149V147H103ZM122 153H123V151H122ZM135 153H136V151H135ZM137 153H140V152L137 151ZM185 153L186 152H184L180 156L181 161L183 162L182 165H185L186 159L189 158V156ZM194 154H195V156H194ZM202 154H204V152L200 153L199 156L202 157L203 156ZM258 154H260L262 157H260V155H258ZM135 155H137V154H135ZM213 155L215 156V153ZM105 156H107V154H105ZM117 157H118V155L116 156V158ZM154 157L152 159L157 160V157L156 158H154ZM201 157H198V159H202ZM205 157H206V155H205ZM215 157H213V158H215ZM166 159H164V160H166ZM111 160H113V159H111ZM156 160L152 161V162H156ZM213 160L214 159H212V161L211 160L210 161L214 163V161H216V160H214V161ZM218 160L219 159H217V161ZM167 161H168V159H167ZM176 161H178V160H176ZM207 161L209 162V160H207ZM61 162H62V160H61ZM135 162H136L135 158L124 159L122 162L118 163V164H120L118 166V168H119V170H121L123 167H125L127 165H133ZM187 162H189V160ZM190 162H194V160L192 159V161H191V158H190ZM219 162L220 161H218V163ZM83 163H84V165H83ZM163 163H162V165H164L166 162L164 164ZM168 163H169V161L167 162V164ZM218 163L216 162V166H218L217 165ZM110 164L113 165L114 163L112 164V161H111ZM118 164L116 163V165H118ZM143 164L142 165L137 164V166H139V165L143 166ZM156 164H157V162H156ZM158 164H159V162H158ZM202 164H204V163H202ZM157 165H156V167H157ZM197 165L198 164H196L195 166H197ZM137 166H135V168L138 169ZM187 166L188 165H185V167H187ZM213 166H215V165H213ZM213 166H212L213 170L215 172L217 171V173L221 172L220 174H218L221 176L222 171L219 170L220 169V168H218L219 166L218 167H213ZM144 167H145V165H144ZM165 167H168V166L165 165ZM169 167H170V165H169ZM215 168H216V170H215ZM165 169H169V168H165ZM197 169H199V168H197ZM242 169H243V167H242ZM257 171L258 170H256V166L251 165L248 168H246L247 173L245 175H247V174L250 175V173L258 174ZM145 172H148V171H145ZM176 172H177V170H176ZM215 172H214L215 179H213V181L215 180V182H216L217 181L216 178L218 177V175L216 176L217 173H215ZM158 173H156V174H158ZM229 173H231V172L229 171ZM244 173L245 172H243V174ZM34 174L40 175V177L43 180V186L41 188V191L37 195L35 194V192H33L36 196L34 198H32L31 195L29 197V193H27V190L29 187L28 181L31 179V177H33ZM183 174L184 173H182V175ZM185 174H186V172H185ZM196 174H198V170L195 173V175ZM261 174H262V178H263L264 172ZM261 174H259V175L261 176ZM167 175H168V173H167ZM179 175H180V173H179ZM200 175L197 179H199V178L201 179V177L203 175H202V173ZM259 175H257L258 177L256 176V178H255L256 180L259 179ZM118 176H120V175H117V177ZM220 176H219V178H220ZM206 177L207 176H205V178L202 180H204L203 182L207 181L208 184L207 183L206 184L208 186L210 184V181H212V179H210L211 177H209V179H210L209 180L208 177L207 178ZM195 178L196 177L193 176V179H195ZM0 179H2V178H0ZM37 179H39V178L37 177ZM37 179H35L34 182ZM175 179H176V176H175ZM220 179H218V180H220ZM223 179H225V177H223L222 180ZM189 180H190V177H189ZM222 180L220 181V183L223 182ZM83 181H85V179ZM263 181H264V178H263ZM37 182L39 184H41V182L36 181L34 183L35 188H36ZM184 182L186 183V181H184ZM196 182L194 181V183H196ZM250 182H251V179H250ZM32 184H29V185L31 187H33ZM179 184L180 183L178 182L177 185H179ZM182 184L184 185L183 182H182ZM204 185H205V183H204ZM246 185H247V183H246ZM180 186H182V185H180ZM189 186L193 187L192 184ZM213 186L215 187L216 185H213ZM217 186H219V185H217ZM248 186L249 185H247V187H246L247 189H248ZM62 187H63V185L61 187H59V190ZM204 187H206V185ZM204 187L201 188L202 191H203ZM211 187H212V185H211ZM32 189H34V187L31 189L29 187V190L31 192H32ZM36 189L38 191V188H36ZM85 189H83V190H85ZM138 189H141V188L139 187ZM179 189H180V187H179ZM182 189L183 190L185 189L184 191L187 192L188 190L190 191L192 188H190L186 191V187L183 186ZM193 189H196V187ZM209 189H211L210 186H209ZM245 190L246 189H244V191L242 190L244 192V194H243L244 196L246 195V192H247V191L245 192ZM13 192H15V191H13ZM176 192H177V190H176ZM208 192H210V191L208 190ZM243 192H241V194ZM33 193H31V194H33ZM8 194H7V196H8ZM16 195H17V193H16ZM183 195H184V192H183L182 196ZM191 195H192V193H191ZM204 195H205V193H204ZM97 196H98V193H97ZM186 196L188 198V195H186ZM205 196H207V195H205ZM240 196H237V197L235 196L236 200L242 199V197H240ZM215 197H217V196H215ZM218 198H221V197H218ZM5 200L6 199H4L3 202ZM100 200H101V198H100ZM100 200H99L98 204H100V202H101ZM214 200H216V199H214ZM228 200H230V199H228ZM236 200L234 199V203H236L235 202ZM218 201H216L215 203H211V204L212 205L217 204V206H218ZM7 202H9V201L7 200ZM11 202L13 203V201H11ZM223 202H224V199H223ZM9 204L7 203V206ZM193 204L195 205L194 202H193ZM200 205H201V203H200ZM206 205H201V207H203V209H205ZM210 205H209V201H208L207 207L209 209L213 208V206L211 205L212 206L211 207ZM177 206H178V204H177ZM220 206H221V204L219 205V208L223 207V209H224L223 205H222V207H220ZM103 207L105 208L104 204H103ZM106 207H108V206L106 205ZM201 207H199L198 209L200 210ZM98 208H100V207L98 206ZM208 208H206V209H208ZM233 208L236 209L235 206ZM101 209H103V208L101 207ZM188 209H190V207ZM206 209L202 211V212L205 211V214H203L201 212V210L200 211L198 210V212L202 213L201 217L207 216L210 223H213V221H214L215 224H217V223L220 224V225L217 224L218 226H223L224 223H223V225H221V223L223 221H225V223H226V220H224V219L221 220V222H219L220 220H218V219H221V218H219L221 216V214L223 215L222 217L227 216L228 214L232 216L234 213H235V215L238 216L236 210H233L232 208L230 209L231 211L229 210L230 212L228 210H226V211H228V214H227V212L225 213L224 210H223L224 211L223 212L222 209L220 210V212L222 211L223 213L222 212L220 213L217 210H215V211L218 214L212 213V211L214 209L213 210L211 209L212 211L210 212V218H209L208 217L209 212L206 214V211H210V210L209 209L206 210ZM188 213H189V211L187 212V214ZM211 213H212V215H211ZM183 215L185 216L186 213L182 214V216ZM184 216H183V218H184ZM237 216H234V217L236 218ZM205 217L202 218L203 221H204V219L207 220ZM215 217H217L218 219ZM234 217H230V218H233V221H234ZM246 217L244 219H246ZM247 218L249 219V217H247ZM177 219H173L174 223L171 222L172 224L169 223V225L171 224L174 227ZM214 219H217L218 222L216 221L217 222L216 223ZM236 219H235V221L238 220V219L237 220ZM185 220H187V219H185ZM211 220H213V221L211 222ZM235 221L233 222V224H236ZM20 222H22V221H20ZM177 222L180 223V221H177ZM179 223H177V225H179ZM204 223H206V222H204ZM16 224H18V223H16ZM24 224H26V222ZM162 224H165V223L162 222ZM48 225H50V227H48ZM247 225L249 227V224H247ZM38 226H39V232L32 234L33 232H30L31 229L35 228L34 229V231H35ZM181 227H183V226H181V223H180V226L179 227L176 226L175 229L178 228L181 231ZM253 228L254 227H252L251 229H253ZM21 229H23V230H21ZM163 229H165V227L162 228V230ZM172 230H174V228ZM254 230H256V229H254ZM251 233H253V231ZM251 233L250 234L244 233V236L245 235H252ZM256 233H258V232H256ZM2 235H3V238H2ZM249 237H248V239H249ZM197 238H199V237H197ZM246 238L247 237L245 236L244 239H246ZM18 240H21V238H19ZM8 242H10V243H8ZM256 242H257V245H255L254 240H253V242H252V243H254L253 246L254 245L258 246L259 241L257 240ZM23 244H25V243L22 242V245ZM206 244H207V242L206 243L203 242L202 247H204V245L206 246ZM244 246L246 249H247V246L249 249L251 247V246H249V244L244 245ZM91 248L88 249L90 252L93 251ZM262 248H260V250ZM132 249H130V251ZM256 249H257V247H256ZM94 250H96V249H94ZM48 251H46V252H48ZM50 251H49V253H50ZM248 251H250V250H248ZM231 252H233V249ZM13 254H15V252ZM86 254H87V252L84 255H82L81 257H86L85 256ZM88 254H90V253L88 252ZM91 254L89 256H91ZM228 255L230 257L229 252H228ZM89 256L86 258L87 259L90 258ZM238 256H240V255H237L236 258ZM221 257L225 258L226 256L225 255L222 256V254H221ZM86 258H84V259H86ZM81 260H83V258Z\"/></svg>",
  "mask_w": 264,
  "mask_h": 264
}]
</instances>
